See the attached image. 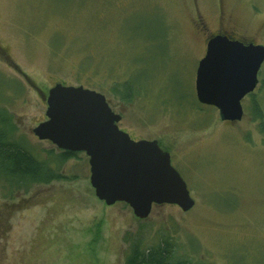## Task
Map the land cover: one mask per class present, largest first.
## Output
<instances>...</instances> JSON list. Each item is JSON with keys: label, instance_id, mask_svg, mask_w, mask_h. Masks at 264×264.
Wrapping results in <instances>:
<instances>
[{"label": "rangeland", "instance_id": "374dc122", "mask_svg": "<svg viewBox=\"0 0 264 264\" xmlns=\"http://www.w3.org/2000/svg\"><path fill=\"white\" fill-rule=\"evenodd\" d=\"M218 30L264 45V0H0L10 137L38 159L58 153L33 127L47 118L49 87L81 84L105 95L120 129L168 151L194 199L185 211L153 204L141 219L124 201L106 205L84 151L57 164L66 179L10 190L0 176V264H124L132 240L164 234L192 264H264V60L241 119H219L194 87ZM125 82L128 100L114 89Z\"/></svg>", "mask_w": 264, "mask_h": 264}, {"label": "water", "instance_id": "95a60500", "mask_svg": "<svg viewBox=\"0 0 264 264\" xmlns=\"http://www.w3.org/2000/svg\"><path fill=\"white\" fill-rule=\"evenodd\" d=\"M195 72V97L215 106L219 119H241V100L256 87L264 45L215 34L207 40ZM45 120L33 127L39 139L58 149L84 151L89 181L106 205L124 201L138 218L153 204L169 203L183 211L194 205L188 187L170 155L156 139H133L119 128L103 93L83 85L57 82L47 90Z\"/></svg>", "mask_w": 264, "mask_h": 264}, {"label": "trees", "instance_id": "16d2710c", "mask_svg": "<svg viewBox=\"0 0 264 264\" xmlns=\"http://www.w3.org/2000/svg\"><path fill=\"white\" fill-rule=\"evenodd\" d=\"M114 89L119 92L122 100L130 99L131 93H134L126 82L119 87L114 86ZM251 107L252 118L262 120V108L255 99L252 100ZM260 124V129L264 131L263 123ZM11 131L10 118L5 109L0 108V176L9 184L10 190L27 188L32 183H51L52 180L67 178L60 173L57 164L66 158H72L78 151L60 149L58 153H54L49 150L47 159H38L32 150L10 137ZM142 239L135 238L131 241L124 254V264H192L189 258L176 252V243L168 234L162 235L152 244H144Z\"/></svg>", "mask_w": 264, "mask_h": 264}, {"label": "flooded vegetation", "instance_id": "af4514ba", "mask_svg": "<svg viewBox=\"0 0 264 264\" xmlns=\"http://www.w3.org/2000/svg\"><path fill=\"white\" fill-rule=\"evenodd\" d=\"M221 33H222V34H226L227 36L231 37L228 33L224 32V31H222V30H221V31L218 30L217 32L211 33L209 36L206 37V40H205V48H204L203 55H204L205 50H206V45H207L206 42H207V40H208L211 36H213V35H215V34H221ZM231 38H232V37H231ZM233 38H236V37L233 36ZM243 41H244V40H243ZM252 92H253V91H252ZM252 92H250V93H252ZM250 93H247L246 95H248V94H250ZM246 95H245V97H246ZM245 97H244V98H245ZM224 121L229 122V123H230V122H234V121H230V120H226V119H225ZM133 139H134V138H133ZM137 139H139V138H137ZM137 139H135V140H137Z\"/></svg>", "mask_w": 264, "mask_h": 264}]
</instances>
